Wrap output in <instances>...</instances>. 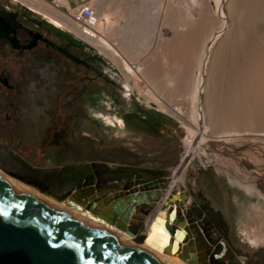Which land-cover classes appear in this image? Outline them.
Masks as SVG:
<instances>
[{
    "label": "rangeland",
    "instance_id": "374dc122",
    "mask_svg": "<svg viewBox=\"0 0 264 264\" xmlns=\"http://www.w3.org/2000/svg\"><path fill=\"white\" fill-rule=\"evenodd\" d=\"M167 1L161 0L157 7H150L148 11L138 6L141 0H127L126 2L125 0H92L89 2L91 5L98 4V9H108V11L102 12L98 25L99 31L108 38L115 39L116 28H125L134 18L136 20L140 17H143V19L146 17L145 21H143L146 23L148 19V23L151 26H149L148 33H151L150 31H153L154 35L160 32L163 33L160 34L162 38L155 42V44L159 45V48L157 45H154L156 48L148 45V39L146 38L136 42V45H143L141 52L146 57L144 54L142 57L146 59H141L146 63L151 59H149L150 53L154 49L155 58L152 60L154 62L152 64L155 65H152L153 69L151 68L152 70L150 69L144 75L132 76L130 79L125 77L119 65L106 52L101 50L96 44L89 43L87 40L83 41L106 62L102 66L101 72L103 81L97 79L96 82H109L112 84L111 87L104 91L100 88L93 90L98 92L93 102L79 101L70 111L73 115L82 110V112L90 115L91 118L83 121L72 118L70 123L65 122L67 110L63 101L69 96L67 94L68 88L76 90L80 82L74 84L75 81L80 77L85 79L87 73L83 67L73 65L58 52L48 50L44 54L40 50L37 57L35 56L36 60L30 64V67L33 68L31 69L30 78L33 86L40 88L39 98L45 100L43 106L37 110L40 115L39 120L44 127L49 126L50 128L47 132L44 129L41 135L33 131H24L20 136H6L0 133V168L21 179L35 182L54 194L71 190L83 183H100L104 188L122 185L120 188L121 196L143 189L167 191L169 196L170 192L183 189L190 195L189 201H186L183 205V217L188 222L189 236L201 252H206H204L205 264H264V135L235 134L218 137L220 134L219 130H216V137L213 140L207 135L201 136L200 133L198 135L195 133L194 135L188 124L180 121L169 108H164L162 105L163 100H166L182 106L185 113L188 112L191 106L188 101L189 91L187 90L190 87L188 85L190 80L187 82V78L189 77L190 79L192 74L193 78L198 79L201 75V97L205 94L206 86L209 84L212 86L213 83L212 88L215 87V92L225 91L224 89L229 92L225 91L224 93L226 94H223L221 91V101L216 100V106H220L218 110L220 111L222 108L225 110L220 111L222 114L227 112V110L229 112V109H231L229 106H232L233 109L229 114L235 113L237 110L239 111L238 115H241L242 110L254 105L252 102L255 101V107H258L256 108L258 115L253 116L254 118L249 117V119L252 118L256 122L259 121L257 122L258 124L260 122L264 124V120H262L264 119V106L263 103H260L261 100L257 102L258 100L254 98L253 93L255 91L251 90V93L247 89L248 92L243 95L242 89L232 90L238 87L246 89L247 86L252 85L250 81L249 85H245V82L246 84L248 82L247 73L244 74L243 71L239 73L229 71L230 73H228V70H224L222 63L225 58L229 60L234 56L232 51H230L232 49L228 46L229 35L237 24V21L235 23V20L231 22L229 19L231 15L232 19L235 13L233 7H238V5L239 7L245 6L244 3H250L252 0H201V7L197 9V12L190 0ZM175 1L177 2L175 3ZM11 2L12 7L22 8L23 3L20 0H11ZM47 2L53 5L50 1ZM143 3L145 2L143 1ZM175 4L176 7H174ZM23 5L25 6V4ZM170 5L171 7L169 8ZM123 7L128 9H123ZM156 8L160 9L161 12L159 11V13L166 18L159 14L160 16L158 15L155 20L150 21L149 18L152 19L151 15L158 10ZM166 9H170L169 14H167L168 12L165 14L164 11ZM29 10L34 16L54 22V26L57 24L50 16H44L30 8ZM125 10L130 11L126 12ZM180 12L190 13L194 20L192 24L203 22V25L196 24L195 28L197 25L203 27H197V32H200L197 34L191 32L187 36L178 34L179 39L176 37L175 42L177 41L178 43L176 42L177 46H175L176 44L172 43L174 42V40L172 41L173 38L170 37L173 33L171 27L179 26L181 21H178L175 15ZM167 16L172 19H170L172 22L167 19ZM213 18L223 24V30L215 32L211 38V44L200 70L198 66L194 68L192 62L200 44L198 42L202 41L204 35L212 26ZM228 26H230L229 29L232 31L225 35V30ZM55 27L74 35L65 28L69 27L65 24L56 25ZM204 27L205 30H203ZM199 28L202 30L199 31ZM125 34L127 35V33ZM220 37L222 38V44L217 43L221 39ZM121 38L123 40L127 36L125 38L121 36ZM186 38L188 42H186ZM178 40H183V43H185L183 44L182 41ZM164 42L169 44L172 49H168L165 52L169 45ZM162 43L165 44L166 49L161 47L164 46ZM171 44L177 47L176 50ZM225 44L227 46H224ZM188 45L191 50L189 52L186 51V46ZM147 48L148 50H145ZM220 48L221 50H219ZM193 49L195 51H192ZM168 51L174 54H170ZM221 56L224 59H221ZM127 57L130 58L129 56ZM184 57H187L188 60ZM216 57L220 58L217 59ZM131 59L133 60L132 57ZM183 64L187 67L186 69ZM220 72L224 73L220 74ZM177 73L179 74L177 75ZM88 75L91 74L89 73ZM179 75L182 79H180ZM194 75L199 77L197 78ZM150 76L151 78L154 77L156 81L154 78L151 79ZM243 76H246L245 78L247 79ZM240 77L241 79H239ZM242 77L245 79L244 81ZM146 78L152 80L159 95L151 91L149 86L151 83ZM216 79L218 80L216 81ZM228 79H232L233 82L232 80L229 82ZM235 79H237L236 82L239 80L240 83L239 81L235 83ZM224 82L230 84L224 85ZM241 83L244 84L242 85ZM177 85L180 87H178L179 89ZM227 94H230V99L235 94L236 96L226 103L227 100L223 101V96H228ZM250 94L253 96H250ZM146 95L153 99L148 102V96ZM237 96H241V99L239 97L236 98ZM245 96L248 98H244ZM238 102L240 103L238 104ZM258 103L260 107L259 105L256 106ZM237 104L241 105L240 108H237ZM242 104L245 105L243 106ZM247 104L250 105L246 107ZM234 106L237 109H234ZM253 108L251 107V110ZM147 112L155 113L152 125H147L144 122ZM192 113L197 117V107H193ZM225 115L223 114L222 116L224 117ZM238 115L236 121L239 123L245 118L242 119L244 115H239L241 118ZM105 117H109L112 120L111 123L107 122ZM226 118L227 116L224 117V119ZM118 119L121 120L118 121ZM252 119H250L251 121H246V124L250 125L251 123L254 126L256 122L254 123ZM243 122H240L239 125L241 126ZM261 123L255 126L258 127L262 125ZM249 125L247 126L249 127ZM207 126L210 127V124L207 123ZM255 126L250 127L255 128ZM54 130H64L66 132L63 139L57 142V145H52L51 141ZM210 136L213 137V135ZM192 145L195 147L191 148V152H187V148ZM58 152H63V156L57 157L54 155ZM185 161H187L186 167L182 168ZM96 169L98 170L96 171ZM179 173H181L180 176ZM175 176V182L170 189L167 186ZM168 189L170 190L168 191ZM196 198H199L200 201H197ZM151 211L148 203H139L136 207L138 216L132 220L130 228L136 233H142ZM218 253L222 254L217 256Z\"/></svg>",
    "mask_w": 264,
    "mask_h": 264
},
{
    "label": "bare ground",
    "instance_id": "6f19581e",
    "mask_svg": "<svg viewBox=\"0 0 264 264\" xmlns=\"http://www.w3.org/2000/svg\"><path fill=\"white\" fill-rule=\"evenodd\" d=\"M20 1L23 4L27 5L31 10L39 12V13L43 14L44 16H50L51 18H53V20H55V23H57L56 25L65 24L66 26H69L71 29L78 32L77 25L73 22V20H71V18L68 15L64 14L59 8L55 7L54 5H50L46 0H20ZM126 1L127 0H125V2ZM143 1L145 3H143ZM160 1L161 0H141V2H139L140 4L138 6H140V8L145 9L146 11H148V9L150 7L151 8L157 7L160 4ZM167 2L171 3L170 1H167ZM176 2L177 1H175V3ZM185 2H187V1H185ZM190 2H192L191 4L193 5V7L196 9L195 11L197 12V9H199V7H201V4H200L201 0H190ZM128 3H130V2H128ZM242 3H244V2H242ZM179 4H181V3H179ZM244 4H245V6H242V7H239V5H238V7H235V8L233 7V9H235L234 10L235 13L233 14L232 19H231L232 15L229 18L231 20V22H233V20H235V23H236V21H237V24L235 25V28L232 29L233 31L231 30L232 33L229 35L230 37L228 39V41H229L228 46L230 47V49H232L230 51H232L234 56H232L231 59H229V60H226V58L224 59L221 56V59L222 58L224 59V61L222 62L223 66H224L223 67L224 70H228L227 71L228 73H230L229 71H231V72L235 71L237 73H239L240 71H243L244 74L247 73L246 74V75H248L247 81L248 82L250 81L253 85V87H252V85L247 86L246 89L238 87V88H233L232 90L235 89V91H236V89L237 90L242 89V91L244 92L243 95L246 92H248L247 89H249V92H251V93L254 90L255 91L253 93L254 98L258 100L257 102H259L261 100L262 102L260 101V103H263V106H264V0H252L250 3H247V4L244 3ZM127 5L128 4H126V6ZM232 6H234V5H232ZM92 7L95 9V11L98 15V18H99V22H100V17L102 16L101 15L102 12L105 10L108 11V9L107 8L98 9V4H96V5L92 4ZM127 7H129V6H127ZM127 7L126 8L123 7V9L124 8L128 9ZM170 7H171V5L169 6V8ZM174 7H176V4ZM182 7H183V5H182ZM156 9H158V8H156ZM172 9H174V8H172ZM169 10L166 9V11H164L165 14H166V12H168L167 14H169ZM177 10H178V7H177ZM122 11H124V10H122ZM128 11H130V10H128ZM128 11H126V12H128ZM159 11L161 12V10L158 9L155 13H153L151 15L152 19H150L148 17L149 20L153 21V20H155V18H157V16L159 14L161 15V13H159ZM231 11H233V10L231 9ZM228 13H229V11H228ZM123 14H125V13H123ZM142 15H144V14H142ZM228 15H230V14H228ZM175 16H176V18H178V21H181L179 23V26H177L175 28L171 27L173 29V33L171 34L170 37L173 38L172 41L174 40V42H172V43L176 44L175 46H177V43H178L177 41H176L177 43L175 42L176 37H178V39H179L178 34H180L181 36H185V35L187 36L188 34H190V32L194 33V34L200 33V32H197L198 31L197 27H200V26L197 25L196 28L194 26H196V24H202L203 22L202 23L196 22V24H192V22L194 20H193V16H191L190 13L180 12L179 14H177ZM162 17L166 18L165 16H162ZM167 17H168L167 19H169V20L171 19V18H169V16H167ZM196 18H194V19H196ZM134 19L131 23L129 22L127 27L116 28L115 39L106 37L100 31L96 34H93L92 36L85 35V34L82 35V37L85 40H87L89 43L96 44V46H98L101 50L106 52L119 65V67L122 69V71L125 74V77L127 79H130V78H132V76H136V75L142 76L145 73H147L151 68L153 69L152 63H154V62H152V60H154V58H155L154 57V55H155L154 49H152V52L150 53L149 59L150 58L151 59L150 60L147 59L148 61L146 63L144 61L146 58L144 59L142 57V55L144 53L141 52V47L143 45H136V42L143 40V38H146V39H148V42H147L148 45H151L154 47V45H157V44H155V42L156 41L158 42V40L160 38H162L160 35L162 32H160L156 35L153 34V31H150L151 33H148L149 26H150L148 23V19H147V23L143 22V21H145L146 17L144 19H143V17H140L139 19H136V20H134ZM160 19H161V17H160ZM199 19H200V15H199ZM171 20H170V22H172ZM175 22H176V20H175ZM231 22H230V24H231ZM52 23L54 24V22H52ZM232 25H234V24H232ZM202 27H200V28H202ZM229 27L230 26H228V28L226 27L225 35L229 34L228 33L230 31ZM200 28H199V31L202 30ZM222 28H223V24L221 22H219L218 20H215L213 18L212 26L209 28V30L206 32V34L204 32L205 35H204V38L202 39V41L198 42L200 44L198 45L196 54L194 55L195 57L192 56V57H194L193 62L190 59L191 62L193 63L194 68L196 66H198V69L201 70L205 55H206L207 50L211 44V38L213 37L215 32H219L220 30H223ZM203 30H205V27L203 28ZM125 33H127V35ZM125 35L127 36L128 40H127V38H125L126 37ZM121 36H124L125 39L122 40ZM168 41H169V39H168ZM178 41H182V43H183V40H178ZM165 42H167V41H165ZM186 42H188V39ZM164 43H162V44H164ZM168 43H171V42H168ZM195 43H197V42L195 41ZM217 43L222 44V38L219 39V41ZM165 44L169 45L167 43H165ZM165 44H164V46H161L163 49L167 48V47H165ZM173 44H171V45H173ZM226 44L224 46H227ZM158 46L159 45H157V47ZM170 47L171 46L169 45V47L165 50V52H167L168 49H172ZM178 47H179V45H178ZM219 47H221V46H219ZM154 48H156V46ZM176 48L177 47H175V50H176ZM183 48H184V46H183ZM188 48H189V45L186 46V51H188V52L191 51L190 48L189 49ZM145 50H148V48ZM178 50H179V48H178ZM219 50H221V48ZM192 51H195V50L193 49ZM168 52L170 53V51H168ZM169 53H167V54H169ZM170 54H174V53L172 52ZM138 55H139V57H138ZM127 56H129L130 58H128ZM144 56H145V54H144ZM131 57L133 58V60L131 59ZM187 57H188V55H187ZM187 57L186 58L184 57V58L188 60ZM141 58L144 60H142ZM218 58H220V57H218ZM188 63H186V64H188ZM222 63H221V65H222ZM183 65L185 66V64H183ZM186 68L187 67L185 66V69ZM211 70H212V68H211ZM212 71L214 73V70H212ZM188 72H186V73H188ZM179 73H177V75ZM213 73H212V75H213ZM222 73H224V72H222ZM222 73L220 72V74H222ZM196 74H197V72H196ZM240 74H242V73H240ZM152 75L154 76V74H152ZM180 75H181V73H180ZM199 75H200V73H199ZM217 75H218V73H217ZM233 75H235V74H233ZM237 75L238 74H236V76ZM151 76H150V78H151ZM190 77H191L190 79H189V77L187 78V82H188V80H190V83L188 82V85H190V87L187 90L189 91L188 101H189L190 106H191L189 108L188 112L185 113L182 106L177 105L175 103H170L169 101H166V100H163L164 102L162 103V105L164 106V108L165 107L169 108V110L177 118H179L180 121L188 124L190 126L191 130H193L194 135H195V133H196V135H198L200 133L201 136L207 135L212 140L214 139V137H216V134H215V133H217L216 130L220 131L219 132L220 134L218 135V137L235 135V134L236 135L237 134H261V135H264V126H263L264 124L263 123L260 122L262 125L257 127L255 125H259L260 123L259 124L257 123L259 121L256 122L254 119L250 118L254 121V123L255 122L257 123V124L255 123V125H254L255 128H252L254 126L251 123H250V125L246 124V121H251L249 119V117H253L255 115H258V112H256V111H258L256 109L258 107H255V103H256L255 101L252 102V103H254V105L251 106L252 108L254 106V108L252 110H251V107H248L251 103L249 105L248 104L246 105V107H248L246 110H245V108L243 110L240 109V110H242V112H241V115L240 114L239 115L240 116L244 115V116H242V119L245 118L244 119L245 122H243L244 120L243 121L239 120L240 122H243V123H241L242 125L240 126L239 125L240 122L238 123V121H236V118H237L239 111L236 110L235 113L229 114L230 111H232V109H233L232 106H229V107H231V109H229L230 111L228 112V110H227V112H223L224 115L226 114L224 117L227 116V118L224 119V117L222 116L223 114L220 112L221 110H223V108L219 111L218 109H220L219 108L220 106H218V107L216 106V102H217L216 100L221 101V99H222L221 98L222 96L220 95L221 91L223 92V94H226V93H224L225 91L227 93H229L226 89H224L225 91L221 90L220 92H215L216 91L215 87L212 88L214 83L212 86H210V84H209L206 86V89L204 90L205 91L204 96L201 97V93H202V91H201V88H202V77H201V75H200V77L198 75L195 76L197 78L199 77L198 79L193 78L192 74ZM238 77H239V75H238ZM243 77H242V79H243ZM148 78H146V80ZM153 78H151V79H153ZM180 79H182L181 76H180ZM237 79H235V83H237L239 81L238 80L236 82ZM239 79H241V77ZM245 79H247V78H245ZM245 79H243V81ZM154 80H155V78H154ZM217 80L218 79H216V81ZM228 80H229V82H231L232 79L231 80L228 79ZM148 81L151 83V85H149L151 91L153 93H155L156 95H159L156 92L157 88L154 87L152 80L148 79ZM169 82H170V80H169ZM173 82H175V81H173ZM232 82H233V80H232ZM248 82H247V84L245 82V85H249L250 82L249 83ZM239 83H240V81H239ZM176 84H178V83H176ZM225 84L229 85L230 83L228 84V83L224 82V85ZM179 85H180V83H179ZM220 85H222V84L220 83ZM230 86L233 87L232 85H230ZM235 86H238V85H235ZM178 87L179 86L177 85V88ZM226 87H228V86H226ZM226 87H224V88H226ZM244 87H246V86H244ZM218 88H219V85H218ZM171 90H172V88H171ZM174 91H175V89H174ZM193 92H195V94H193ZM230 92H232V91L230 90ZM230 94H227L228 96L224 95L223 101L227 100L226 103H228L232 99V97L236 96V94H235V96L231 95L232 97L230 99V96H229ZM241 94H242V92H241ZM237 95H238V91H237ZM253 95L250 94V96H253ZM146 96H148L147 97L148 102L151 101V99H153L149 95H146ZM238 97L239 96H237L236 98H238ZM240 97H239V99H241ZM248 97L245 96L244 98H248ZM249 98H251V97H249ZM240 102H238V104ZM233 104H236V103H233ZM242 105L244 106L245 104H242ZM258 105L260 107L259 103L256 104V106H258ZM240 106L241 105H238L237 108H240ZM193 107H197V112H198L197 117H195L192 113ZM223 107H225V106H223ZM235 108L236 107L234 106V109ZM254 109H256V110H254ZM259 110H260V108H259ZM223 111H225V110H223ZM233 111H235V110H233ZM263 111H264V109H263ZM239 115H238V117L241 118ZM259 116H260V114H259ZM246 117L248 118V120H246L247 119ZM258 117H255V118H258ZM105 119L109 123H111V121H112L109 117H105ZM120 120L121 119H118V121H120ZM262 120H264V119H262ZM253 121H252V123H253ZM207 123L210 124V127L207 126ZM247 125H249V127ZM250 126H252V127H250ZM258 128H260V129H258ZM258 131L259 132L261 131V133H259ZM210 135H213V137H211ZM188 143H189V141H188ZM192 147H195V146H193V145L191 147L189 146V148H187V152H191ZM183 156H186V155H183ZM187 161H185L182 168L186 167ZM181 173H183V172H181ZM181 173H179V176ZM179 176H178V178H179ZM0 177L3 178L4 180H6L7 182H9L10 184L18 187L19 189L41 199L42 201H45V202L55 206L56 208L60 209L61 211L65 212L67 214H70L71 216L82 221L83 223L102 228L103 230L114 235L116 238L130 244L131 246H133L135 248H138L140 250L145 251L147 254L153 256L154 258H156L157 260H159L162 263H165V264H205L204 261H205V253L206 252L205 251H204L205 253L201 252L200 249L195 244V242L191 239V237L189 236L190 232L187 229L185 223H177L179 215L184 214L183 207L180 206V203H181L180 202V199H181V197H180L181 191L180 190L170 192L169 196H168L167 191L166 192H161L160 190L159 191H152L151 193H152L153 199L146 200L152 211H151V214L149 215L148 220L146 221V227H145L144 231L142 233H136V232L129 233V232H127V225L129 223H131L132 220L136 216H138L136 213V207L141 201L146 199V196L145 195L141 196V198L137 197L133 194L131 197L121 196L120 188L122 187V185L113 186L111 188H104L100 183H83L80 186H77L76 188H73L71 190L64 191L60 194H54V193L44 189L43 187H41L39 184H37L35 182H31V181L21 179L20 177L14 175L12 173L6 172L1 168H0ZM175 178H176V176L170 180V183L167 186L168 188L171 189V186L175 182L174 181ZM180 178H182V177H180ZM170 189H168V191ZM169 197H170V199H168ZM163 204H165V205H163ZM179 207L182 208L181 211H180ZM172 224H174V231L173 232H171L168 228V225H172ZM221 254L222 253H218L217 256H220ZM217 256H215V257H217Z\"/></svg>",
    "mask_w": 264,
    "mask_h": 264
},
{
    "label": "flooded vegetation",
    "instance_id": "af4514ba",
    "mask_svg": "<svg viewBox=\"0 0 264 264\" xmlns=\"http://www.w3.org/2000/svg\"><path fill=\"white\" fill-rule=\"evenodd\" d=\"M52 26L54 24L51 21L34 16L28 6L22 4V8L12 7L11 0H0L1 134L20 136L24 131H33L41 135L44 129L47 132L50 128L44 127L39 120L37 110L43 106L45 100L39 98L40 88L33 86L30 78L33 69L30 64L36 60L35 56L37 57L40 50L44 54L48 50L58 52L73 65L83 67L87 73L85 79L80 77L75 81L74 84L80 82L76 90L70 87L67 90L69 96L63 101L67 110L66 123H70L72 118L79 121L91 118L82 110L73 115L70 111L79 101L93 102L98 93L93 90L100 88L104 91L112 86L109 82H96L97 79L103 81L101 72L106 63L103 58L81 39L74 35L71 38ZM65 134L64 130H54L52 145H57ZM62 153L54 155L61 157Z\"/></svg>",
    "mask_w": 264,
    "mask_h": 264
},
{
    "label": "water",
    "instance_id": "95a60500",
    "mask_svg": "<svg viewBox=\"0 0 264 264\" xmlns=\"http://www.w3.org/2000/svg\"><path fill=\"white\" fill-rule=\"evenodd\" d=\"M52 27L73 38L66 31ZM152 191L159 190L143 189L124 197L133 194L141 198L145 195L146 199L140 203H148L146 200L153 199ZM180 191V206L183 207L189 194L183 189ZM196 200L200 201L199 198ZM177 223H185L187 227L188 222L181 214ZM168 228L173 232L174 224L168 225ZM127 232H135L130 228V223ZM0 264L165 263L102 228L83 223L0 177Z\"/></svg>",
    "mask_w": 264,
    "mask_h": 264
},
{
    "label": "built area",
    "instance_id": "2783aa9c",
    "mask_svg": "<svg viewBox=\"0 0 264 264\" xmlns=\"http://www.w3.org/2000/svg\"><path fill=\"white\" fill-rule=\"evenodd\" d=\"M53 5L59 8L64 14L68 15L71 18V20H73V22L77 25V29L79 33L69 27H65L69 32L73 33L75 37L81 39L82 41H86L82 37L83 34L92 36L93 34H96L99 32L98 15L95 9L92 7V5L88 1L77 4L71 10L61 9L57 3H53ZM189 199H190V195L185 200V202L189 201ZM179 209L180 211L182 210V208L180 207Z\"/></svg>",
    "mask_w": 264,
    "mask_h": 264
},
{
    "label": "crops",
    "instance_id": "0c3cea01",
    "mask_svg": "<svg viewBox=\"0 0 264 264\" xmlns=\"http://www.w3.org/2000/svg\"><path fill=\"white\" fill-rule=\"evenodd\" d=\"M50 1L52 4L57 3L61 9L63 10H71L77 4L85 2V1H92V0H47Z\"/></svg>",
    "mask_w": 264,
    "mask_h": 264
},
{
    "label": "trees",
    "instance_id": "16d2710c",
    "mask_svg": "<svg viewBox=\"0 0 264 264\" xmlns=\"http://www.w3.org/2000/svg\"><path fill=\"white\" fill-rule=\"evenodd\" d=\"M154 116H155V113L154 112H147V116L144 119V122L147 125H152V120H153Z\"/></svg>",
    "mask_w": 264,
    "mask_h": 264
}]
</instances>
